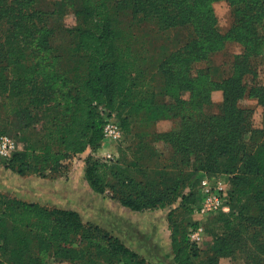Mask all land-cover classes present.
Here are the masks:
<instances>
[{"label": "trees", "instance_id": "16d2710c", "mask_svg": "<svg viewBox=\"0 0 264 264\" xmlns=\"http://www.w3.org/2000/svg\"><path fill=\"white\" fill-rule=\"evenodd\" d=\"M218 2L230 7L232 24L226 32L217 26L214 4ZM52 4L49 7L46 0H0V91L10 89L12 98L20 100L11 111L24 112L29 119L31 112L42 110L51 96L47 85L37 87L35 73L40 66L38 59L49 51L54 35L48 18L62 7L57 2ZM74 17L75 52L83 59L79 64L84 68L78 75L79 66L75 68L73 103L67 110L57 104L46 107L44 143L37 146L28 138L25 152L18 150L0 163L13 165L22 157H44L49 165L57 167L71 154L100 148L105 123L101 107L116 112L122 127L129 117L140 112L146 115L161 105L173 118L181 117L183 123L180 131L166 133L165 138L175 146L180 138L178 151L193 154L195 168L203 170L202 175L224 176L229 182L230 211L226 217L231 238H244L246 244L264 239V234L252 235L242 227L244 220L264 226V133L258 137L252 129V110L238 106L248 94L264 107V0H79ZM144 22L152 23L159 32H174L180 46L171 51L165 47L162 55L150 57L134 50L132 44L137 39L133 25ZM230 42L240 44L243 51L235 55L226 72L214 64V58ZM157 75L161 78L163 104L156 101ZM214 90L222 92L223 103L221 113L212 115L205 110ZM54 114L60 117L56 119ZM30 126L26 123L24 128ZM2 134L14 136L10 130ZM248 134L250 139L246 141ZM31 168L25 163L18 172L25 175ZM44 168L41 165L39 170ZM106 169L99 159H86L85 178L96 193H106ZM201 174L190 179L189 226L171 225L176 264H195V251L200 247L189 241L188 232L197 224L193 214L200 199ZM119 200L131 210L141 211L156 206L162 198L140 195ZM2 212L5 218L0 219V242L4 243H0V251L4 259L0 264H43L41 255L22 239L28 237L22 230L25 228L47 240L48 249L55 250L58 257L65 254L76 258L68 248L80 235L89 237L96 231L100 240L94 246V260L101 258L102 264H113L118 257L122 264H151L99 228L88 231L76 211L50 210L13 199L5 202ZM6 222L13 229L6 230ZM236 222L237 229L233 226ZM13 236L20 238L19 244L7 240ZM259 248L264 253V240Z\"/></svg>", "mask_w": 264, "mask_h": 264}, {"label": "rangeland", "instance_id": "374dc122", "mask_svg": "<svg viewBox=\"0 0 264 264\" xmlns=\"http://www.w3.org/2000/svg\"><path fill=\"white\" fill-rule=\"evenodd\" d=\"M46 1L49 7H53L52 3L55 2L62 4L61 11L48 18L47 24L54 30V35L51 38L49 51L43 52L39 57L40 66L35 73L37 87L40 89L47 85L50 88L51 96L48 98V103L42 110H33L32 118L29 119L24 112L11 111L14 106L20 105V100L12 98L10 89L0 91V135L8 130L13 132L19 141L21 153L26 151L28 138H31V142L37 146L44 143L47 126L46 107L57 104L65 110L70 108L77 86L73 78L75 68L79 66L77 75L84 68L79 64V62L83 63V59L81 60L75 52L73 33L74 12L79 0ZM214 9L218 17V28L223 32L228 31L232 24L230 7L225 2H218L214 4ZM133 26V34L136 35L137 40L132 47L138 52L144 51V56L161 54L165 47L167 51H171L180 46L177 43L178 36L174 32H159L155 25L146 22ZM242 51L240 44L230 42L226 49L214 58V64L229 72L235 55ZM19 73L21 71L17 72ZM156 78L154 82L158 93L156 101L158 104H163L161 78L158 75ZM210 95L211 104L205 112L212 115L220 114L223 103L222 92L214 90ZM185 98L188 99L189 94H186ZM238 106L241 109L252 110V129L257 131V136L261 132L264 133V107L248 94L238 101ZM159 107H153L146 115L140 112L129 117L121 127L120 137L115 139L105 137L103 134L104 141L100 148L88 149L81 154H71L57 167L49 165L50 161H46L44 157H22L13 165L0 163V219L5 218L2 212L5 202L13 199L37 203L50 210L76 211L86 227H89L88 231L92 232L95 230L94 227L99 228L147 263L176 264L172 249L171 225L176 222L184 229L189 226L191 221L189 201L193 190L190 179L195 174H201L203 170L195 168L193 154L187 155L178 151V144H182L180 138L175 140L176 146L165 138L166 133L180 131L183 123L181 117L173 118L165 110L166 108ZM100 112L104 122L108 117L117 115L116 112H110L103 107L100 108ZM54 115L56 119L60 117ZM26 123H31L27 129L24 128ZM249 139L250 134L246 136V141ZM89 156L99 159L107 166L104 173L107 183L105 194L96 193L85 178L86 159ZM25 163L31 164L32 168L29 173L20 175L18 169L24 167ZM41 165L45 166L42 171L39 170ZM112 186L114 189H111ZM140 195L155 199L162 198V201L154 207L134 211L122 205L119 200L122 197L135 198ZM238 211L235 210L236 214ZM224 213L227 214H213L202 220L205 237L195 251L193 262L195 264H264V253L259 248L264 239L246 244L244 238H231L232 232L227 230L226 215L229 212ZM233 226L237 229L238 222ZM242 227L252 235L264 234V226H255L249 220H244ZM5 229H13L12 224L6 222ZM22 230L27 231L28 236L22 239L29 242L35 253L41 255L43 264H102L101 258L94 260L96 257L94 255L97 253L94 246L100 240L96 231L89 234V237L82 235L78 237L79 240L68 248L72 249L76 257L70 259L65 257V254L56 256L55 250L48 249L50 244L47 240L40 239L34 230L28 228ZM19 239L13 236L7 240L12 244H19ZM1 259H4V255L0 251ZM113 261V264H122L118 257Z\"/></svg>", "mask_w": 264, "mask_h": 264}, {"label": "built area", "instance_id": "2783aa9c", "mask_svg": "<svg viewBox=\"0 0 264 264\" xmlns=\"http://www.w3.org/2000/svg\"><path fill=\"white\" fill-rule=\"evenodd\" d=\"M105 137L117 139L121 136V126L116 116L108 117L103 125ZM19 150L18 140L12 134L0 135V161L9 160ZM230 184L224 176L203 174L199 184V203L194 209L195 226L189 228V241L197 246L203 243L205 228L202 220L221 212H229L228 204Z\"/></svg>", "mask_w": 264, "mask_h": 264}, {"label": "crops", "instance_id": "0c3cea01", "mask_svg": "<svg viewBox=\"0 0 264 264\" xmlns=\"http://www.w3.org/2000/svg\"><path fill=\"white\" fill-rule=\"evenodd\" d=\"M104 141V140H103Z\"/></svg>", "mask_w": 264, "mask_h": 264}]
</instances>
